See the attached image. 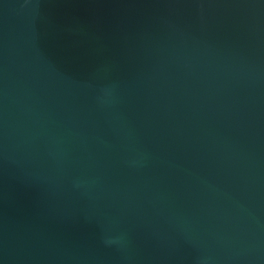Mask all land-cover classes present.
Listing matches in <instances>:
<instances>
[{
    "label": "water",
    "instance_id": "water-1",
    "mask_svg": "<svg viewBox=\"0 0 264 264\" xmlns=\"http://www.w3.org/2000/svg\"><path fill=\"white\" fill-rule=\"evenodd\" d=\"M0 264H264V0H0Z\"/></svg>",
    "mask_w": 264,
    "mask_h": 264
}]
</instances>
